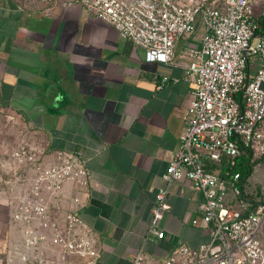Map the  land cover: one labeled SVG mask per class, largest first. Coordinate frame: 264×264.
Listing matches in <instances>:
<instances>
[{
    "label": "crops",
    "instance_id": "0c3cea01",
    "mask_svg": "<svg viewBox=\"0 0 264 264\" xmlns=\"http://www.w3.org/2000/svg\"><path fill=\"white\" fill-rule=\"evenodd\" d=\"M204 33L199 20L170 63L147 61L144 48L78 2L0 0V264L27 251L11 217L19 177L33 175L13 156L21 145L46 163L56 151L85 160L88 185L69 180L49 200L60 218L78 209L94 229L100 256L91 264H130L142 246L146 264H164L179 243L208 240L203 195L189 180L170 188L159 222L165 236L145 239L162 174L180 147L195 88L185 71ZM44 253L56 264L89 263L62 257L51 242Z\"/></svg>",
    "mask_w": 264,
    "mask_h": 264
},
{
    "label": "built area",
    "instance_id": "2783aa9c",
    "mask_svg": "<svg viewBox=\"0 0 264 264\" xmlns=\"http://www.w3.org/2000/svg\"><path fill=\"white\" fill-rule=\"evenodd\" d=\"M65 1L82 4L144 48L147 61L161 63L172 61L176 42L191 34L197 19H202V44L191 51L185 71L195 83L193 99L184 116L180 147L162 174L145 239L165 236L159 222L170 210V188L189 180L203 195L199 210L209 238L197 247L179 243L164 264H264V243L259 238L264 201L257 192L247 193V180L231 168L242 155L264 161V32H255L257 15L264 16V0ZM255 59L258 66L252 74ZM13 156L33 175L19 177L24 185L11 205L12 220L24 234L27 251L10 264H56L44 253L47 242L62 257L76 255L88 264L97 261L96 233L80 211H66L60 218L49 200L69 180L88 185L89 168L80 153L56 151L54 161L46 163L40 153L21 145ZM130 264H146L144 246Z\"/></svg>",
    "mask_w": 264,
    "mask_h": 264
},
{
    "label": "rangeland",
    "instance_id": "374dc122",
    "mask_svg": "<svg viewBox=\"0 0 264 264\" xmlns=\"http://www.w3.org/2000/svg\"><path fill=\"white\" fill-rule=\"evenodd\" d=\"M199 20L203 23L202 19L198 18L196 21L197 25ZM257 66H258V60L255 59L253 60V64H251V68H250L252 74H255ZM245 191L247 193H253V194H255L256 192L257 193L260 192L261 197L264 195V161L263 160H259L255 163L252 174L247 178ZM259 238L264 243V222L262 224V228L259 233Z\"/></svg>",
    "mask_w": 264,
    "mask_h": 264
},
{
    "label": "trees",
    "instance_id": "16d2710c",
    "mask_svg": "<svg viewBox=\"0 0 264 264\" xmlns=\"http://www.w3.org/2000/svg\"><path fill=\"white\" fill-rule=\"evenodd\" d=\"M256 34H260L264 32V16L257 15V26L255 28ZM262 159H254L250 158L249 156H240L235 163L232 165V170L235 172H239L242 175V179L244 181L247 180V178L252 174L254 165L257 161ZM258 195H260V192H258ZM261 196V195H260ZM262 201H264V195L262 196Z\"/></svg>",
    "mask_w": 264,
    "mask_h": 264
}]
</instances>
